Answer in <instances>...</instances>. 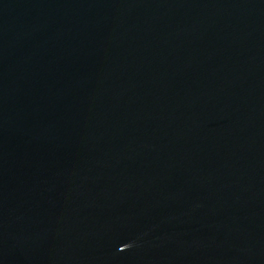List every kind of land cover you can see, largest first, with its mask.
<instances>
[{
	"label": "water",
	"instance_id": "obj_1",
	"mask_svg": "<svg viewBox=\"0 0 264 264\" xmlns=\"http://www.w3.org/2000/svg\"><path fill=\"white\" fill-rule=\"evenodd\" d=\"M0 264H264V0H0Z\"/></svg>",
	"mask_w": 264,
	"mask_h": 264
}]
</instances>
